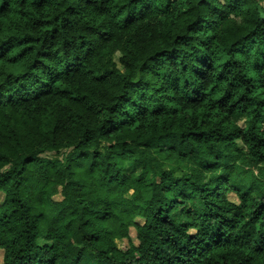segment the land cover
Instances as JSON below:
<instances>
[{"label":"trees","instance_id":"obj_1","mask_svg":"<svg viewBox=\"0 0 264 264\" xmlns=\"http://www.w3.org/2000/svg\"><path fill=\"white\" fill-rule=\"evenodd\" d=\"M0 195L1 264H264V0H0Z\"/></svg>","mask_w":264,"mask_h":264},{"label":"rangeland","instance_id":"obj_2","mask_svg":"<svg viewBox=\"0 0 264 264\" xmlns=\"http://www.w3.org/2000/svg\"><path fill=\"white\" fill-rule=\"evenodd\" d=\"M235 120L237 121L238 124L244 126L245 125V119L242 118V117H235ZM126 170L127 172H137V173H140L141 172V167L140 166H137V165H134V164H127L126 166ZM229 197L232 199V200H235V196L233 193H230L229 194ZM3 198V195H0V200ZM55 199H61L60 195H57L55 197ZM131 236H132V240L134 243L138 244V241L136 240V231L135 229L132 228L131 230ZM117 245L120 247V248H127L128 247V240H118L117 241ZM3 255H4V252L3 250L0 248V264L2 263V260H3Z\"/></svg>","mask_w":264,"mask_h":264}]
</instances>
